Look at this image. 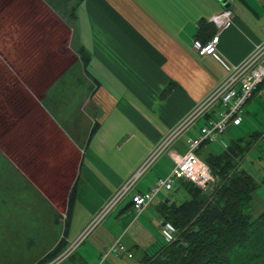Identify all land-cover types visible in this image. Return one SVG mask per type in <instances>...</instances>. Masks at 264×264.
I'll list each match as a JSON object with an SVG mask.
<instances>
[{
	"label": "crops",
	"instance_id": "0c3cea01",
	"mask_svg": "<svg viewBox=\"0 0 264 264\" xmlns=\"http://www.w3.org/2000/svg\"><path fill=\"white\" fill-rule=\"evenodd\" d=\"M78 1L72 25L79 44L91 56L89 72L98 81L94 94L92 81L85 75L82 87L74 86L82 92L78 96L69 92L71 83L65 92L60 87L56 90L58 79L78 61L71 46L67 59H74L65 72L50 83L36 81V96L26 95L23 104L15 92L0 98V264H39L61 242L67 250L157 146L264 41V0ZM227 4L234 13L232 24L219 35L217 52L202 57L193 48L199 26L211 23ZM36 5L47 8L51 15L37 19L33 16ZM17 22L18 29L12 27ZM69 29L75 40L74 28L42 0H0V56L4 60L15 55L20 41L31 43L49 34V42L59 43L57 35ZM217 33L213 24L209 40ZM31 49L24 47L27 52ZM47 66L42 72L56 73L57 68ZM33 69L31 64L25 71ZM19 83L16 85H25ZM54 87L51 103L75 105L65 113L70 120L62 116L63 122H59L43 105ZM259 100L264 102L255 98L246 107ZM245 109L243 122L231 125L227 132L243 126ZM217 111L214 108L178 137L129 197L76 249L78 256L87 264H141L136 255L154 249L159 242L164 225L157 207L170 197L159 193L140 215L132 197L147 192L169 174L173 165L170 154L186 153L188 141L217 117ZM212 144L216 143L203 146L199 157L221 153L209 149ZM242 167L255 177L248 167ZM117 241L126 251L104 259Z\"/></svg>",
	"mask_w": 264,
	"mask_h": 264
},
{
	"label": "trees",
	"instance_id": "16d2710c",
	"mask_svg": "<svg viewBox=\"0 0 264 264\" xmlns=\"http://www.w3.org/2000/svg\"><path fill=\"white\" fill-rule=\"evenodd\" d=\"M43 1L62 19L75 23L80 4L78 0ZM212 26V23L202 22L197 39L203 43L209 41ZM78 45L77 49H73L79 60L58 79L56 90L60 87L65 92L68 83H71L69 92H76L78 96L82 92L78 93L74 86L81 88L85 75L92 81L93 95L98 81L89 72L91 56L79 42ZM56 90L55 87L49 90L48 100H44L43 105L59 122H63L62 116L70 120L65 113L70 112L74 103L49 101ZM89 112L92 113L93 109L90 108ZM96 128L95 123L92 134ZM261 138V133L254 132L249 139L229 141L219 154L208 153L204 158L200 157L210 166L216 187L209 193L188 180L177 182L190 199L178 204L168 198L157 207L162 225L170 224L176 230L174 239L168 241L162 231L154 249L146 251L141 257V264H264V213L255 219L249 214L253 195L260 184L250 173L240 169L245 155ZM206 144L200 147L198 154ZM65 251L66 245L61 242L39 264H48ZM64 263L87 264L76 254V250L61 264Z\"/></svg>",
	"mask_w": 264,
	"mask_h": 264
},
{
	"label": "built area",
	"instance_id": "2783aa9c",
	"mask_svg": "<svg viewBox=\"0 0 264 264\" xmlns=\"http://www.w3.org/2000/svg\"><path fill=\"white\" fill-rule=\"evenodd\" d=\"M234 17L229 7L212 18L218 33L205 43L196 39L194 50L202 57L212 56L218 50L219 35L229 28ZM255 98L264 100V41L255 46L251 55L240 65L236 66L231 74L213 90L208 97L194 110V112L174 129L164 141L157 146L146 162L138 171L115 193L107 205L94 218L85 231L78 237L64 253L48 264H61L65 261L95 229V227L127 197L141 177L148 169L172 146L193 123L209 115L214 108H218L217 117L211 118L201 129L200 134L188 141L186 153L172 152V168L166 177L159 178L157 182L145 193H135L132 197L134 209L138 215L146 211L163 190L172 191L180 180H188L206 191L216 179L210 166L202 160L197 151L203 144L219 143L231 125L243 122L244 109L247 103ZM66 220V216L63 217ZM163 232L168 241L174 239L176 230L170 225L163 226ZM126 248L117 241L104 255V259L111 253L125 252Z\"/></svg>",
	"mask_w": 264,
	"mask_h": 264
},
{
	"label": "rangeland",
	"instance_id": "374dc122",
	"mask_svg": "<svg viewBox=\"0 0 264 264\" xmlns=\"http://www.w3.org/2000/svg\"><path fill=\"white\" fill-rule=\"evenodd\" d=\"M36 6H37L35 8L36 12L34 13L33 16L37 17V19L43 17L46 20V17L51 15L47 13L48 11L47 8H43L40 5H36ZM17 23L18 24H15L12 27H15L17 29L20 28L19 22ZM70 25L72 26V28H74V32L76 35L77 31L75 30V27H73L72 24ZM27 26L29 27L30 25L28 24ZM34 27L35 26H31L30 29H34ZM40 36H39L40 37L39 40H36V38L35 40H32L31 41L32 44L30 43L29 40L25 41V43L23 44L22 41H20V43L17 46V49L13 51V54L15 55L11 57H7V59L9 58V61L4 60V58L0 56V92L1 93L4 92L3 94L0 95L1 99L3 95H5V97L6 96L8 97L9 91L11 93L15 92L18 93V96H20V99L17 101L23 104L26 95L36 96L38 94L36 92V88L34 87V85H36L34 84L36 81H38L39 79H43V80L47 79V81L50 83L51 80L58 79V77L65 72V69L71 62V59L72 58L74 59V56L70 59H67V56L69 58L70 53H72L71 52L72 50L70 49L72 43L74 42L75 44L74 46H72V49L73 48L77 49L79 47L77 35L74 38L75 40H73L72 32L70 29L69 31L66 30L60 31L59 35H57L59 37V43L54 41H52V43L49 42L50 39L46 38L47 36L49 37V34L48 35L43 34ZM26 43L28 44L26 45ZM55 43L58 45L56 46ZM39 45H41V49L39 48ZM20 46L22 48H20ZM24 47L25 48L28 47L32 49L27 52L26 50H24ZM56 47H58V49L55 51ZM21 49H23V51L20 53ZM50 53H52L54 56L51 55ZM75 56L79 60L76 51H75ZM31 64H32V68L34 69L31 71H25V69L27 70L28 67L31 66ZM46 66L48 67L47 69L49 70L53 68H57L60 70L57 71L56 69V73L52 71L54 73L53 75L50 71L42 72L46 68ZM19 70H21L22 72H20ZM46 76H48V78H46ZM19 82L25 84L24 85L25 87L22 85L21 86L16 85V83L20 84ZM41 83L46 84L44 82ZM97 88L98 87H96L95 89L97 90ZM20 93H23V95L22 94L20 95ZM18 96H16V98H18ZM245 110H246L244 116L245 122L243 126L237 129H230L229 132H227L225 136L220 139L223 142L212 144L209 147V149H211L214 152H222L224 150V146H226L231 140H236L241 138L249 139V135H251L255 131H258L262 134V138L260 139V141L254 144L253 147H251L250 151L245 155V157L241 162V166L248 167L247 169L250 170L252 174L253 173L255 174L254 176L256 177V181L260 184L259 188L255 191L253 195V204L251 210L249 211V214H251L252 218L255 219L264 213V102L259 100L251 107ZM166 154L167 152L161 156L160 161L163 159V157L166 156ZM167 159L162 161L160 163V166H162L163 164L165 165V161H167ZM156 172L157 170L153 171L152 175H155ZM215 183L209 189H207L206 192L211 193L214 187H216L215 185H217ZM162 193L163 195H165V197L169 196L173 201L177 202L178 204H181L184 201L190 199L188 193L184 189L180 188L177 184L175 185L174 190L172 191L163 190ZM76 240L74 242H76ZM136 256L137 259L139 260L143 256V253L138 252Z\"/></svg>",
	"mask_w": 264,
	"mask_h": 264
},
{
	"label": "water",
	"instance_id": "95a60500",
	"mask_svg": "<svg viewBox=\"0 0 264 264\" xmlns=\"http://www.w3.org/2000/svg\"><path fill=\"white\" fill-rule=\"evenodd\" d=\"M224 2L226 3L227 1L225 0ZM225 3H224V4H225ZM229 7H230V5H229V4H227V5H226V8H229Z\"/></svg>",
	"mask_w": 264,
	"mask_h": 264
}]
</instances>
